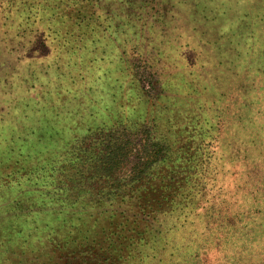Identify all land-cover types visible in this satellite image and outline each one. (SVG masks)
<instances>
[{
    "label": "rangeland",
    "instance_id": "374dc122",
    "mask_svg": "<svg viewBox=\"0 0 264 264\" xmlns=\"http://www.w3.org/2000/svg\"><path fill=\"white\" fill-rule=\"evenodd\" d=\"M116 127L184 187L143 240L70 230L45 177ZM0 264H264V0H0Z\"/></svg>",
    "mask_w": 264,
    "mask_h": 264
},
{
    "label": "trees",
    "instance_id": "16d2710c",
    "mask_svg": "<svg viewBox=\"0 0 264 264\" xmlns=\"http://www.w3.org/2000/svg\"><path fill=\"white\" fill-rule=\"evenodd\" d=\"M201 85L203 90L208 87ZM140 132L141 144L135 143L126 127L103 131L88 144L81 140L45 175L52 195L59 201L62 222L70 230L89 231L102 242L108 235L138 241L159 233L164 216L174 207L170 196L178 197L184 187L177 178L172 186L166 185L173 171L163 170L157 182L156 165L165 161L163 154L168 144L158 142L151 131ZM38 243H34V249ZM60 245L63 244L54 241V248ZM78 246L81 245L74 247Z\"/></svg>",
    "mask_w": 264,
    "mask_h": 264
}]
</instances>
